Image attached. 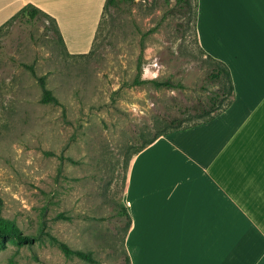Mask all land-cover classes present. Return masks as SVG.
<instances>
[{
  "label": "rangeland",
  "instance_id": "obj_1",
  "mask_svg": "<svg viewBox=\"0 0 264 264\" xmlns=\"http://www.w3.org/2000/svg\"><path fill=\"white\" fill-rule=\"evenodd\" d=\"M176 1L105 9L91 49L61 43L48 18L0 28V224L10 232L0 235V264H92L60 242L95 264H124L116 213L132 152L165 119L201 121L195 109L222 85L205 83L194 0L187 12ZM41 76L59 104L41 101ZM151 79L177 86L140 82Z\"/></svg>",
  "mask_w": 264,
  "mask_h": 264
},
{
  "label": "crops",
  "instance_id": "obj_2",
  "mask_svg": "<svg viewBox=\"0 0 264 264\" xmlns=\"http://www.w3.org/2000/svg\"><path fill=\"white\" fill-rule=\"evenodd\" d=\"M105 1L0 0V27L31 4L68 47H90ZM195 1L197 43L228 67L233 102L133 156L125 249L130 264H264V0Z\"/></svg>",
  "mask_w": 264,
  "mask_h": 264
},
{
  "label": "trees",
  "instance_id": "obj_3",
  "mask_svg": "<svg viewBox=\"0 0 264 264\" xmlns=\"http://www.w3.org/2000/svg\"><path fill=\"white\" fill-rule=\"evenodd\" d=\"M177 4L181 5V8L187 12V10L191 7V0H177ZM194 29H195V20H196V1L194 0ZM134 0H106L104 5V10L111 7H119L121 4H133ZM17 17L24 18L27 21H33L37 20L40 17L48 18L51 23L53 24V29L55 30V33L58 35V39L61 43L64 44L62 36L60 34V31L57 27L56 20L42 11L41 9L28 4L24 7H22L14 16H12L9 20L15 19ZM101 20V19H100ZM7 22V21H6ZM5 22V23H6ZM4 23V24H5ZM3 24V25H4ZM2 25V26H3ZM1 26V27H2ZM0 27V28H1ZM195 39H196V31H195ZM197 43V39H196ZM198 44V43H197ZM199 46V45H198ZM200 48V47H199ZM200 50L204 53V51L200 48ZM89 52V51H88ZM91 53V52H89ZM88 53H84L83 56ZM206 55V58L209 60V70L205 77V83H212V84H220L222 83L221 87L218 88L216 91L210 92L208 95V101L206 105H199L195 110V112L199 113V118H203L201 121L194 122L191 124H185V120L181 117H173L170 119H165L163 122H165L163 128L155 133L151 138L147 139L143 144H141L137 149H135L131 154V159L128 164V170L131 163V160L133 156H135L138 152H140L143 148L154 142L157 138L172 133L177 130L186 129L204 122H207L217 115H219L221 112H223L227 107H229L233 102L234 97V90L233 85L230 78V72L228 67L222 63L221 61H218L208 54L204 53ZM82 56V54H81ZM140 60V59H139ZM31 70V67H28ZM33 73V71H32ZM141 75V65L139 64L137 69V76ZM37 81L39 83V86L42 90V98L41 101L43 103H55L59 104V101L57 98L52 94L51 90H49L46 87V78L44 76L37 77ZM139 82V81H138ZM142 84L144 83H150L156 88H173L177 85H174L169 80L159 81L157 79H151V80H143L140 81ZM224 83V84H223ZM180 86V85H178ZM128 172V171H127ZM127 178V175H126ZM125 178V186L124 191L126 189L127 180ZM116 216L125 218V227H124V236L122 240L123 244V254H124V264H130V258L128 256V253L125 249V237L127 234V231L129 229L131 218L130 215L125 207V205H121L119 211L116 213ZM9 231L5 229V225L3 223L0 224V235H9ZM19 240L22 242H28L30 240L29 236H21L18 235ZM59 247L62 250V252L67 257H77L79 259H82L86 262L95 264L97 263L96 259L93 257L92 252H84L81 250H73L71 249L66 243L60 242Z\"/></svg>",
  "mask_w": 264,
  "mask_h": 264
}]
</instances>
